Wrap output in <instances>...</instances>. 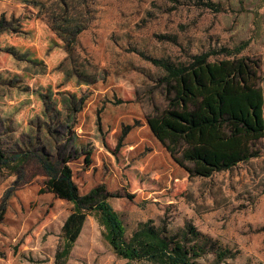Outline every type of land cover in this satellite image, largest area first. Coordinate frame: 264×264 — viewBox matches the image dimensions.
Masks as SVG:
<instances>
[{
	"label": "rangeland",
	"instance_id": "rangeland-1",
	"mask_svg": "<svg viewBox=\"0 0 264 264\" xmlns=\"http://www.w3.org/2000/svg\"><path fill=\"white\" fill-rule=\"evenodd\" d=\"M62 1L0 0L10 28L0 34L5 147L79 150L70 166L81 193L103 185L114 194L126 237L140 222L166 235L192 223L235 253L198 264H264V137L259 157L200 177L147 124L153 106L165 105L153 60L215 51L210 59L221 60L246 43L238 57L261 62L264 91V0H67L80 28L72 51L52 19ZM23 170L19 179L0 171V203L15 188L0 215V264H55L73 204L46 190L35 159ZM105 234L90 215L66 264H151L118 257Z\"/></svg>",
	"mask_w": 264,
	"mask_h": 264
},
{
	"label": "trees",
	"instance_id": "trees-1",
	"mask_svg": "<svg viewBox=\"0 0 264 264\" xmlns=\"http://www.w3.org/2000/svg\"><path fill=\"white\" fill-rule=\"evenodd\" d=\"M72 5L63 0L60 9L52 14L54 27L65 40L68 51H72V43L80 33ZM7 24L4 17L0 19V34L9 31ZM245 47L243 43L232 50L221 51L233 56L221 60L210 59L220 53L218 51L197 52L180 62L153 60L163 72L160 83L165 105L153 106L147 115V124L171 157L190 175L209 177L261 155L258 147L264 137L261 62L250 55L238 57ZM78 152L67 144L49 151L17 145L6 148L0 137V171L22 178L23 167L35 159L48 176L46 190L73 204L62 226L63 243L56 251L55 264H66L90 215H96L106 228V239L117 256L133 262L198 264L208 253H214L218 261L234 257L231 249L223 247L192 223L166 235L150 221L140 222L134 233L126 237L121 216L109 200L114 194L103 185L81 193L70 166ZM14 190L11 187L3 197L0 215L6 212Z\"/></svg>",
	"mask_w": 264,
	"mask_h": 264
}]
</instances>
